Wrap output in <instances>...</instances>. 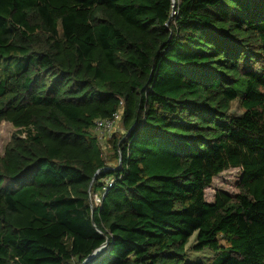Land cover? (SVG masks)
Returning <instances> with one entry per match:
<instances>
[{
    "label": "trees",
    "instance_id": "1",
    "mask_svg": "<svg viewBox=\"0 0 264 264\" xmlns=\"http://www.w3.org/2000/svg\"><path fill=\"white\" fill-rule=\"evenodd\" d=\"M2 121L0 264H264V0H0Z\"/></svg>",
    "mask_w": 264,
    "mask_h": 264
},
{
    "label": "rangeland",
    "instance_id": "2",
    "mask_svg": "<svg viewBox=\"0 0 264 264\" xmlns=\"http://www.w3.org/2000/svg\"><path fill=\"white\" fill-rule=\"evenodd\" d=\"M237 105H234V108H236ZM17 131V128L15 126L8 122V121H2L0 123V151L3 153L5 150V147L7 146L8 142L11 140L12 135ZM94 135H96L94 129H93ZM117 135L121 134V130H118ZM111 138L105 139L103 142H99L100 147L102 148L103 156L108 159V162L110 164H114L115 160L111 159V156L114 153L113 150V144L110 140ZM111 159V160H110ZM241 176V168L239 167H230L216 176H214L213 181L211 185L206 187L205 189V198L208 202H212L214 200V197L217 193V191H224L228 194H235L239 191L238 183ZM96 201L97 195H93ZM196 240V233H194L190 237V241L186 245L187 252L185 261L186 262H193V263H206L207 261H212L215 259V252L212 251L209 248L203 249V250H194L190 248L191 244L194 243Z\"/></svg>",
    "mask_w": 264,
    "mask_h": 264
},
{
    "label": "built area",
    "instance_id": "3",
    "mask_svg": "<svg viewBox=\"0 0 264 264\" xmlns=\"http://www.w3.org/2000/svg\"><path fill=\"white\" fill-rule=\"evenodd\" d=\"M121 114L122 105L112 115V117L96 119L93 129L99 142H103L105 139L110 138L112 134L119 128ZM97 200H99L98 197Z\"/></svg>",
    "mask_w": 264,
    "mask_h": 264
},
{
    "label": "water",
    "instance_id": "4",
    "mask_svg": "<svg viewBox=\"0 0 264 264\" xmlns=\"http://www.w3.org/2000/svg\"><path fill=\"white\" fill-rule=\"evenodd\" d=\"M108 241H106L102 246H100L99 248L95 249L90 255H88L81 264H85L87 262H89L90 260H92L93 258H95L105 247V245L107 244Z\"/></svg>",
    "mask_w": 264,
    "mask_h": 264
}]
</instances>
